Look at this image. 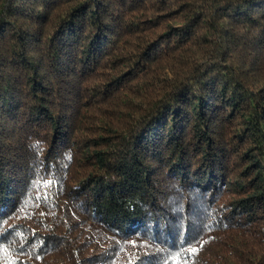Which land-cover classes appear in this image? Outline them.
<instances>
[{
    "label": "trees",
    "instance_id": "1",
    "mask_svg": "<svg viewBox=\"0 0 264 264\" xmlns=\"http://www.w3.org/2000/svg\"><path fill=\"white\" fill-rule=\"evenodd\" d=\"M0 264H264V0H0Z\"/></svg>",
    "mask_w": 264,
    "mask_h": 264
}]
</instances>
